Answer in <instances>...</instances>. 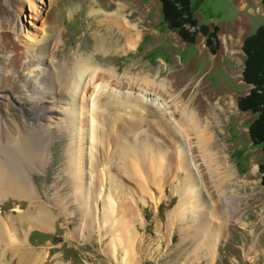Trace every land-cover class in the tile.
<instances>
[{"label": "rangeland", "instance_id": "374dc122", "mask_svg": "<svg viewBox=\"0 0 264 264\" xmlns=\"http://www.w3.org/2000/svg\"><path fill=\"white\" fill-rule=\"evenodd\" d=\"M193 5L198 25L184 22L182 29L187 33V39L163 23L159 0H0V126L14 127L15 131L29 121L37 123L46 118L44 124L50 127L47 128L44 147L37 150L47 157L42 155L33 169L27 164L24 166L27 155L20 149V153L12 158L14 161L8 159L10 167L13 162L16 166L21 161L22 175H26V171L31 173L30 181L34 188L37 187L38 198L7 196L0 199V216L7 225L9 220L17 222L26 214L38 216L42 207L53 217L49 230L19 224L21 228L15 237L25 242V250L34 253L31 264H122L125 257V251L118 250L113 254L110 248L111 242L116 241L111 227H103L96 221L89 230H81L85 224L84 204L75 197L77 191L75 179L69 174L72 163L69 157L73 134H82L84 123L81 119L82 113H86L83 107L87 100L78 99L75 113L70 105L71 97L66 96L69 90L63 88L65 80L70 79V85L75 81V75L68 76L66 71L70 72L77 59L87 60L88 73L97 72V77L103 78L91 80L85 92L86 99L94 97L97 103L100 99L94 89L99 90L110 81L114 83L109 89L112 90L118 88L116 81L138 78L143 83V92L149 89L144 85L146 77L170 84L171 93L167 96L184 101L199 120L209 123L222 161L234 175L228 181L227 178L221 180L225 181L224 194L236 199L233 204L237 210L235 214L225 215L224 209L214 202L218 197L211 183L213 178L204 179L201 175L200 180L193 176V181H189L192 180V169L188 163H180L184 162L182 157H178L179 163L164 165L159 183L142 187L141 180L131 178L141 175L148 182L143 171L152 165L148 166L132 153V176L122 177L120 183L121 188L128 186V203H133L139 215L134 224L139 240L134 245V258L130 264H264V185L260 172L264 155L260 147L253 146L249 134L250 125L257 117L251 112L240 111L238 107L239 99L250 93V87L243 81V44L264 25V7L262 0H193ZM177 7L181 9L178 4ZM114 15L131 23L137 35L138 41L129 51L117 48L129 43H126L122 27L107 18ZM20 24L25 28L22 29ZM201 26L208 27L209 34L215 32L214 36H207ZM28 32H40L43 38L33 48L28 44ZM39 66L47 67V71L41 75L40 84L34 83L32 87L34 79L30 71ZM110 76H116V81L112 82ZM127 90L131 91L128 87ZM5 103L8 106L3 108ZM41 108L47 112L42 113ZM103 109L104 106L98 110V119H102L103 112H106ZM140 110L139 119H145L141 123L144 137L132 139L135 146L132 149L136 151L140 142L143 149L152 147L156 148L155 151L161 149L165 152L167 147L168 152L166 155L162 153V159L168 161L172 149L178 145L179 136L167 135L165 130L163 134L154 125L155 119L164 125L167 118L163 111L152 106L146 107L145 112ZM62 121L68 125L64 132L58 129ZM105 122L108 120L103 118L101 123ZM110 126L102 129L100 124L98 136L103 144L96 139L98 144L93 148V154L113 152L115 145L108 148L107 144V133L112 131ZM124 127L127 129L126 125ZM190 139L196 145L194 157L200 161L199 156L201 159L203 153L199 144L194 135ZM8 147L7 150L13 151L12 145ZM150 154L153 157L154 152ZM6 155L7 151L0 150L1 165L7 161ZM88 156L91 158L89 150ZM73 170L76 172L75 167ZM202 171L206 173L205 169ZM219 171L226 172L225 169ZM15 172L16 176H21L20 171ZM115 174V171L111 172L112 176ZM188 183L195 184L192 187ZM197 185L205 193L204 196L198 193L201 197L198 199L194 197ZM101 188L104 191L110 188V182L105 181ZM190 189L194 190V205L200 202L195 209L204 202L206 207L201 211L210 214L213 208L216 213L213 219V216L196 217L193 203L190 208L189 201L187 211L182 212L181 217H170V213L178 208L182 191L189 193ZM209 189L215 199L211 200ZM98 190H94V194ZM113 203L116 210L122 208L121 201ZM93 205L99 213L102 203ZM208 219L213 227L208 225L206 231L201 226ZM115 220L112 218V222ZM214 228L217 230L214 241L210 245L204 244V239ZM196 230L202 231V237L193 238ZM185 232L192 237L184 235ZM3 245H0V252L4 259L0 261L19 264L25 250L16 254Z\"/></svg>", "mask_w": 264, "mask_h": 264}, {"label": "bare ground", "instance_id": "6f19581e", "mask_svg": "<svg viewBox=\"0 0 264 264\" xmlns=\"http://www.w3.org/2000/svg\"><path fill=\"white\" fill-rule=\"evenodd\" d=\"M114 16H108L107 18L111 20V23L113 22V24L119 25L120 26L119 28L122 27L121 30L122 29L124 30L123 35L125 37L126 43H129V44H124L123 46H117V48H122L125 51H129L137 43L138 41L136 37L137 35H135V32L133 31V27L130 26L131 23L129 24L128 22H126L124 18L121 19L120 17H117L118 15L116 17ZM20 26L22 29L25 28L23 24H20ZM27 36H28L29 47L32 48L35 47V45L40 41H42L43 39L42 36L40 35V32L39 33L28 32ZM88 64H89L88 61L84 59H77L76 61H74L73 67L70 69V72L68 73V71H66V73L68 74V76L75 75V81L73 82V85H70V79H67L63 84V88H67V90H69L68 91L69 94L67 95L65 94V95L69 96V98L71 97L72 103L70 105H73L74 107L73 111L75 113L78 111V105H79L78 99L81 98V101L87 100L84 102L85 105L83 107V111H86V113L85 112L82 113L83 118L81 119V121L83 120L84 123L82 134H79L80 136H78V134H73L74 135L73 143L71 145V147L73 148L71 151V158L69 157V160L72 162L70 165L71 170L69 174L72 175L73 178L75 179V185L77 191L75 197L77 201H80L79 203L84 204L83 208L85 213L84 215L85 224L82 225L83 228L81 230L83 231L89 230L90 228H92L94 222L96 221H99V223L103 227L105 225L111 227V231L113 232V234H115L113 237L116 238V241L111 242L112 247H110L111 250L113 251V254H115L116 251L118 250L125 251V257L123 258L122 264H130L131 258H134L133 248L136 242L139 240L137 233L134 229V224H136V221H138L139 215H138V211L136 210V207L132 206L133 203L131 204L128 203V200L130 198L128 196L129 195L128 186L125 185L123 188L120 187L122 177L126 178L127 176L131 178L132 176L133 163L130 159V157H132V153L136 158H140L141 160H143L144 163L147 164L148 166L152 165L154 167L151 168L152 167L151 166L150 169L149 167H147L143 171L144 176L145 177L148 176L147 177L148 182H145L146 179L141 178L140 174H139L140 177L134 176L131 178V180H141L142 187H145L147 184L150 183H159L160 182L159 180L162 179V178L160 179V176L161 174H164L165 171L164 165L166 163L172 164L173 162L179 163L178 160L180 157H182V161L184 162H180V163H188L192 169V174H191L192 180L189 181H193V176L194 178L196 176L200 180L201 175L204 179L213 178L214 180L215 178L214 181L211 180L212 182L211 181L210 182L212 183V186L215 187L214 190L217 193L216 195L218 197V200L215 199L214 194H212L209 189L211 200L213 198L215 199L214 201L215 204L220 206V208L224 209L223 213L225 215H230V214L234 215L235 212L237 211L233 205L236 199L234 196H233L234 198H231L229 196H226L227 194H224L222 188L224 186L225 181L221 182L223 178H227L228 181L230 178H233L234 175L231 172L228 165L226 166L222 161L218 144L214 140V136L210 133L211 131H210L209 123L207 122L206 124H204L201 120H199V118L196 116V114L191 109V107L188 104L183 103L184 101H175L172 98V96H167V94L171 93L170 84H167L164 80L155 82L149 77H146L144 84L149 86V89L146 92H143V83L141 79L140 80H138V78L129 79L133 82H136L134 84L129 80L125 82L126 79L125 80L121 79L118 82L115 80L117 78L116 76H112V77L110 76L112 82L116 81L115 83H117L118 88L115 89L113 88L112 90H109L110 86L114 84L111 83L110 81L108 85L102 86L101 89L99 90H97L96 88L94 89L95 94H97V96L99 95L98 98L100 100L106 101L107 103L104 102L102 103V101L100 100H99L100 103H97L94 97H92L91 99L90 98L86 99V97L88 96L85 95V92L86 89H88L87 88L88 83L91 80L95 81L96 78H98V80L103 79L102 76L98 75L97 77V72L88 73L89 70L87 68ZM46 68L47 67L39 66V68L30 71L31 78L34 79V81L33 80L31 81L33 85V86L31 85L32 87H34V83H36V85L40 84L41 75L45 74V71H47ZM121 85H125V86L121 87ZM126 86L131 91L127 90ZM33 89L36 90V88ZM88 99L90 100L88 101ZM180 104L181 106H179ZM75 105L77 108L75 107ZM7 106L8 105L6 103L2 104L3 108ZM103 106H104L103 110H105L106 112H103L102 119L101 118L98 119L99 117L98 110L102 109ZM148 106H152L153 108L155 107L163 111L164 116H166L167 118L164 125L161 124L160 121H156V119L153 120L154 125H156L159 128V131L161 133L164 134V130H165L167 132V135L173 134V135H177V137L179 136L178 139L180 142L179 141L176 142V144L178 145H176L172 149L171 151L172 155L171 158L168 159V161H163L162 159V153L163 155H166V153L168 152L167 147L165 149V152H163L161 149L155 151L156 148H152V147L150 148L146 147L145 149H143L141 148V142H140L138 144V149L136 151L134 150V148L132 149L133 146L132 139L134 138L141 139L142 137H144L143 136L144 132H142L143 129H141L142 127L141 123H143L145 119H139L141 118V116L138 110L141 109L145 112L144 109ZM40 110L42 111V113L47 112L46 111L47 109L44 110L41 108ZM179 116L180 118H178ZM103 118L104 120H108V122L101 123ZM134 118H136V120H134ZM46 120H47L46 118L41 119L37 123L29 121L26 124H23V127L15 128L16 129L15 131H14V127H8L5 125L0 126V150L7 151V155H6L7 161H5L3 165H1L2 163L0 162V199L4 197L6 198L7 196H14V197L28 198V199L38 198V193H37L38 190L36 189L37 187L34 188L32 182L30 181L31 173L26 171L25 172L26 175L25 174L22 175L24 170H22L21 161H18L16 163V166L14 165L13 162V165L15 166V168H13V165L11 167L10 165H8L9 163L8 159L10 158L12 160V158L14 156H17L16 154H18V152L20 153V150H22L24 154L26 153L27 155V157L24 158V166L25 164H27L28 167L33 169L34 166L38 165L37 160L40 161L42 155L45 156V153L42 152L43 154L41 155L39 154L40 152L38 153L37 150L38 148L41 149V147H44L43 144L47 138L46 134L48 132L47 128L49 126L44 124V121ZM146 120H148V118ZM77 121H79L78 117H77ZM149 121L151 120L149 119ZM100 124H102V129L105 128L106 125L108 126V124L111 125L109 127L110 129H112L111 133L110 131L108 132L109 134L106 132L107 136L109 137V141L107 142V144H108V148L109 146L113 148L112 144H114L115 147L113 149V152L108 154H105L102 151H100L101 152L100 154L97 153L93 154L94 153L93 148H95L96 144H98V141L96 139L100 140L98 136L100 135L98 132L100 128ZM59 125L61 127L60 126L57 127L60 132L61 131L64 132V130H66L68 127V125L64 121H62V123ZM125 125L127 126V129H125L124 127ZM72 127L74 129L76 128L73 125ZM132 133L133 134L137 133V134H135L132 137L133 135ZM192 135L195 136L196 143L199 144V149L203 153L201 159L199 156L200 161L196 160L194 157V153H195L194 149L196 145L190 139ZM85 139H87L86 140L87 147L86 145L82 147L83 141ZM94 140L95 142H93ZM170 141L171 143L174 142L172 140ZM100 142L103 144L102 140H100ZM7 145L8 146L12 145L13 151L7 150V148H9ZM214 148H216V152H213ZM88 150L91 155V158L88 156ZM150 152H154L153 157H151ZM45 157H47V154ZM74 167L76 172L73 170ZM202 169L203 170L205 169L206 173H204ZM219 169H223V170L225 169L226 172L219 171ZM15 171L17 172L20 171L19 173L21 174L19 175L21 176H16L17 173ZM112 171L116 172L115 176L111 175ZM149 173H151V175H149ZM105 181L110 182V188L105 189L104 191L102 190L101 186L104 185ZM188 184L192 186V184L194 185L195 183L192 184L188 183ZM194 188H196L195 196H194L195 198L198 199L199 196L198 193H200L201 196L202 195L204 196L205 193L200 185H197ZM97 189H99L98 192L94 194V190ZM190 190L191 191H189V193L186 190L185 192L184 190L182 191L178 208L175 212L170 213V217L173 218L174 216L176 218L181 217V213L187 211L186 205L188 201H189V207L191 208V204L193 203L192 197L194 194V190L193 191L192 189ZM94 197H96L95 202H93ZM199 198L201 197L199 196ZM113 201H121L123 203L122 208L116 210L115 209L116 206L113 203ZM99 202L102 203V208L99 207V213H98L95 209V205L93 204ZM196 205L197 206L200 205V202L199 203L196 202L195 205L193 203L194 209ZM205 207L206 205L203 202L201 206L195 209L196 211L194 210L197 214L196 217L198 216L199 218L205 216L206 218L213 216L212 217L213 219L214 216L216 215V213H214V209L212 208V212H209L210 214H208V212L205 213L204 211H201ZM41 210L42 212L38 214V216L33 214H26L23 217H20L21 219L19 221L17 220V222L16 221L14 222L13 220H9L8 225L5 223V220L0 216V245L1 246L2 244L6 245V250L12 251L13 253L16 254L21 252L23 253L24 251L21 250H25L24 247L25 242L23 240H19L18 237H15L19 234L20 231L19 229L21 228L19 224L22 225L23 223H26L27 226L29 225L30 228H38L41 230H49L52 227L53 217L43 207L41 208ZM114 217L116 218V220L112 222V218ZM205 218L204 221H207L205 220ZM210 224H211V220L208 219V222L202 224L201 228L203 230L204 229L206 230L210 226L213 227V225ZM214 229L212 234H208L207 238L204 239L205 241L204 244L210 245L214 241L215 237L217 236V230L215 229L214 231ZM25 235H23V238H25ZM184 235L188 237L191 236L187 232H185ZM194 237H198V238L202 237V231L196 230L195 234L193 235V238ZM12 242L14 244L13 246H11ZM211 249L212 247L210 248V250ZM26 250L24 252L25 254L23 253V255L21 256L19 264L33 263L31 259H33L32 254L34 253H32L31 251L28 252V250L27 251ZM1 259H4V256L1 255L0 252V260ZM0 264H11V263H4V261L2 260L0 261Z\"/></svg>", "mask_w": 264, "mask_h": 264}, {"label": "trees", "instance_id": "16d2710c", "mask_svg": "<svg viewBox=\"0 0 264 264\" xmlns=\"http://www.w3.org/2000/svg\"><path fill=\"white\" fill-rule=\"evenodd\" d=\"M162 6L163 23L174 31L179 32L183 38H188L187 33L182 29L185 21L198 25L195 18V7L193 0H159ZM181 6V9L177 7ZM264 7V0H262ZM188 18L186 19V17ZM202 31L207 36L208 27L201 26ZM245 54V68L243 81L250 87L249 95L240 98L238 102L239 110L251 112L257 118L251 123L249 128L250 139L254 147H260L264 155V25L247 37L243 44ZM262 173V183L264 185V161L260 165Z\"/></svg>", "mask_w": 264, "mask_h": 264}, {"label": "crops", "instance_id": "0c3cea01", "mask_svg": "<svg viewBox=\"0 0 264 264\" xmlns=\"http://www.w3.org/2000/svg\"><path fill=\"white\" fill-rule=\"evenodd\" d=\"M142 37V36H141ZM140 39V38H139Z\"/></svg>", "mask_w": 264, "mask_h": 264}]
</instances>
